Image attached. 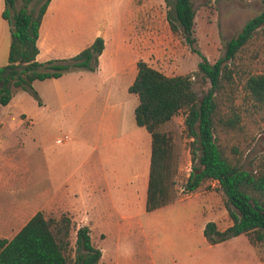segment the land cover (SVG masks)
<instances>
[{"label": "crops", "instance_id": "1", "mask_svg": "<svg viewBox=\"0 0 264 264\" xmlns=\"http://www.w3.org/2000/svg\"><path fill=\"white\" fill-rule=\"evenodd\" d=\"M20 1L15 0L14 7ZM31 3L33 9H28L34 12L37 6ZM107 6L111 7L108 12ZM145 6V0H51L48 4L38 33L37 62L72 58L97 37L103 39L104 50L93 71L74 69L57 79L34 81L40 103L32 102V112L24 107L29 99L24 91H16L8 105L0 106L15 109L19 125L21 117L27 119L32 125L22 127L34 143L40 138L43 145L41 206L31 211L33 205L21 204L12 211L10 222L17 225L26 217L21 229L36 212H59L69 214L76 230L87 227L89 231H116L107 249L112 264H120L121 256L130 257L121 237L133 231L147 232L145 246L152 259L150 264H264L259 249L243 234L215 245L204 237L209 222L218 231L232 225L214 180L209 191L199 190L200 186L163 207L145 210L151 137L143 127L136 126L133 112L137 104H130L137 97L128 92L137 74V62L144 61L146 44L140 42L132 24L144 17ZM3 10L4 0H0V67L7 64L10 47V26L2 17ZM58 117L62 121L56 122ZM71 118H77L82 126L80 138L71 136ZM58 125L62 126L56 128ZM53 129L70 139L58 144L56 140L61 137H55L53 142V138L48 140L53 145L49 146L46 135ZM2 143L0 138V184L3 166L13 165L1 152ZM169 213L171 222L162 225L169 237L152 253L159 220L164 221ZM2 221L1 213L0 231ZM0 238L11 239L3 235ZM169 245L172 250L167 257ZM101 252L103 258V248Z\"/></svg>", "mask_w": 264, "mask_h": 264}, {"label": "trees", "instance_id": "2", "mask_svg": "<svg viewBox=\"0 0 264 264\" xmlns=\"http://www.w3.org/2000/svg\"><path fill=\"white\" fill-rule=\"evenodd\" d=\"M51 0H22L23 7L14 10L15 0H4L2 17L10 26V47L7 64L0 67V106H6L16 91L30 94L40 103L33 82L57 79L74 69L95 70L104 41L97 37L76 56L45 63L36 61L37 40L42 18ZM34 2L36 10L29 11ZM168 7L166 19L173 34H181L191 51L201 58L198 74L209 83L200 99L189 76H166L137 62V74L128 88L137 97L133 116L136 126L143 127L151 137L150 171L146 194V212L163 207L176 198L172 195V147L169 135L160 127L181 110L189 143L191 172L185 182L184 194L196 191L208 181H216L232 225L218 231L215 224L205 225L203 234L210 245L245 235L256 246L264 241V171L257 176L232 162L217 142L216 131L234 129L239 116L219 114L216 96L222 81L229 79L227 66L251 40L264 23V10L245 23L242 30L225 43L224 53L214 63L195 48V11L191 0H164ZM264 5V0H262ZM245 91L264 107V74L252 75L245 82ZM71 221L66 216L52 227L41 211L36 212L9 240L0 238V264H68L64 251ZM102 256L91 241L87 227L76 230L73 264H98Z\"/></svg>", "mask_w": 264, "mask_h": 264}, {"label": "rangeland", "instance_id": "3", "mask_svg": "<svg viewBox=\"0 0 264 264\" xmlns=\"http://www.w3.org/2000/svg\"><path fill=\"white\" fill-rule=\"evenodd\" d=\"M145 2L144 17L142 15L138 22L132 24L135 32L141 38L140 42L146 44L143 47L144 61L166 76H189L193 83V89L200 99L202 94L209 89L208 81L197 73V65L201 58L191 51L181 34L175 35L171 32L166 19L168 7L164 0H145ZM191 3L195 11L194 36L197 40L195 48L210 63H214L223 55L225 43L235 37L247 21L264 10L262 0H191ZM23 5V2L20 1L14 10L22 8ZM29 7L33 9V4L30 3L27 8ZM110 9L111 7L107 6L106 11L108 12ZM109 15L110 12L108 17ZM227 70L230 77L222 81L216 96L219 114L227 116L232 110L238 114L240 120L234 129L218 127L217 142L232 162L257 176L264 171V107L253 100L245 91L244 86L248 77L264 74V23L227 66ZM23 94L20 93V95ZM27 96L29 99L24 102V107L32 112L34 108L32 102L35 99L30 94ZM136 104L137 100H134L130 107ZM2 114L4 117L0 135L3 140L1 152L11 159L13 165H5L2 170L4 177L0 184V214L2 213L3 221L0 235L11 238L20 229L22 221L26 218H22L17 225H13L10 222L13 216L12 211L26 203L33 205L29 208L31 211L37 205L41 206L39 201L42 200L44 184L42 174L43 145L40 138L34 143L32 137L25 131L27 126L32 125L28 123L27 119L21 117L22 121L19 125L20 117L15 109L2 108L0 116ZM186 114V110H181L159 129L171 138L172 195L176 199L185 196L183 189L192 166L189 153V143L192 140L188 138L184 124ZM55 121L59 122L62 119L58 117ZM70 121L71 136L75 139L80 138L84 133L82 126L78 125L77 118L75 121L74 118H71ZM15 125L19 128H14ZM60 126L58 125L56 128ZM36 127L35 125L34 128ZM41 130L43 131L42 125ZM62 135L63 132L60 133L55 129L49 131L46 135L47 144L52 145L49 142L50 139L53 138V142L55 137H62ZM210 182H206L199 190L209 191L211 189ZM43 214L46 219L50 220L52 227L60 220L61 216L70 218L69 214L59 212ZM171 217L172 214L169 213L165 214L164 221L159 220L160 227L157 228L156 236L153 237L156 240L152 241V253L158 249V243L162 244L163 240L169 237L162 225L169 224ZM145 233L147 232L133 231L127 236L123 234L121 243H124L129 249L130 257L125 259L124 256H121L120 264L151 263L152 259L148 256L145 246L147 239ZM117 234L116 231H90L92 244L100 250L104 249V257L98 264H112L107 249L114 242L113 239ZM174 237L173 239H175ZM75 238L76 226L72 223L65 239L67 246L64 254L68 264H73L75 258ZM256 247L259 249L260 257L264 258V241L257 243ZM168 249L167 257L172 247L169 245Z\"/></svg>", "mask_w": 264, "mask_h": 264}, {"label": "built area", "instance_id": "4", "mask_svg": "<svg viewBox=\"0 0 264 264\" xmlns=\"http://www.w3.org/2000/svg\"><path fill=\"white\" fill-rule=\"evenodd\" d=\"M70 139V137L68 136V135H63L61 138H58L57 140H56V143H58V144H62L63 142H65V141H67V140H69Z\"/></svg>", "mask_w": 264, "mask_h": 264}]
</instances>
